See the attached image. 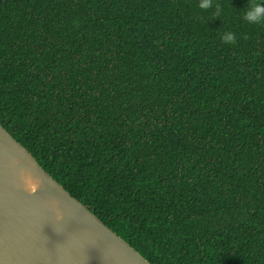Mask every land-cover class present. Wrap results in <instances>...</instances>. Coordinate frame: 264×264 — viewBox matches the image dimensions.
<instances>
[{
	"label": "trees",
	"instance_id": "16d2710c",
	"mask_svg": "<svg viewBox=\"0 0 264 264\" xmlns=\"http://www.w3.org/2000/svg\"><path fill=\"white\" fill-rule=\"evenodd\" d=\"M248 3L0 0V123L151 264H264Z\"/></svg>",
	"mask_w": 264,
	"mask_h": 264
},
{
	"label": "water",
	"instance_id": "95a60500",
	"mask_svg": "<svg viewBox=\"0 0 264 264\" xmlns=\"http://www.w3.org/2000/svg\"><path fill=\"white\" fill-rule=\"evenodd\" d=\"M22 172L37 178L38 187L33 183L26 191ZM0 264L151 263L65 190L0 123Z\"/></svg>",
	"mask_w": 264,
	"mask_h": 264
},
{
	"label": "clouds",
	"instance_id": "9594fccd",
	"mask_svg": "<svg viewBox=\"0 0 264 264\" xmlns=\"http://www.w3.org/2000/svg\"><path fill=\"white\" fill-rule=\"evenodd\" d=\"M210 6H211V0H199L200 8L207 9ZM243 18L249 23L264 22V0H249V3L243 13ZM221 40L224 43H233L235 40V35L230 31H225L224 33L221 34ZM20 179L26 191H28L30 184L33 183L36 184L38 187V183H39L38 179L33 177L30 173L22 172Z\"/></svg>",
	"mask_w": 264,
	"mask_h": 264
}]
</instances>
